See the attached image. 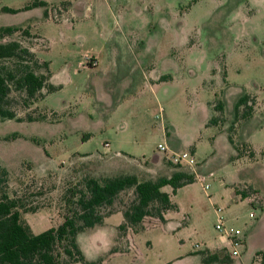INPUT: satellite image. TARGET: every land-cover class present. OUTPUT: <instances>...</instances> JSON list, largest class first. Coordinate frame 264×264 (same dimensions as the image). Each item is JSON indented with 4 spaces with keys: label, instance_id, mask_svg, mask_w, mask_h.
<instances>
[{
    "label": "rangeland",
    "instance_id": "374dc122",
    "mask_svg": "<svg viewBox=\"0 0 264 264\" xmlns=\"http://www.w3.org/2000/svg\"><path fill=\"white\" fill-rule=\"evenodd\" d=\"M33 1L0 0V27L19 28L0 43L19 41L47 62L55 87L24 107L11 93L15 114L0 119L3 191L35 210L21 213L32 233L62 221L61 196L84 177H167L174 170L156 149L161 144L190 152L208 189L194 178L170 195L168 226L131 238L116 230L121 215H111L100 231L76 236L84 259L171 264L223 246L213 228L220 208L243 234L232 260L259 264L253 257L264 253V0H38L46 18L42 8L23 10ZM242 95L251 112L240 107L234 116ZM119 198L128 201L131 193ZM172 264L200 263L191 255Z\"/></svg>",
    "mask_w": 264,
    "mask_h": 264
},
{
    "label": "trees",
    "instance_id": "16d2710c",
    "mask_svg": "<svg viewBox=\"0 0 264 264\" xmlns=\"http://www.w3.org/2000/svg\"><path fill=\"white\" fill-rule=\"evenodd\" d=\"M61 6L69 4L65 2ZM37 7L43 9V17L46 18L48 11L42 1L34 0L23 10ZM1 11L18 12L9 8H2ZM18 32L17 27H0V40ZM23 33L29 37L28 32ZM1 62L7 66L0 64V119H9L15 114L13 105L16 103L11 93H17L24 107L55 89L49 82L48 63L39 61L19 41L0 43ZM40 70L43 72H38ZM247 103L248 96H240L233 105V115H237L240 107L250 114L251 109L246 107ZM26 120L33 119L27 117ZM167 165L174 171L167 177L156 179L138 180L136 176L128 174L101 179L84 177L62 194V204L67 209L62 221L56 227L39 234H33L21 217V213H34L35 210L25 209L18 197L10 198L3 191L8 173L0 166V264H91L79 250L76 236L101 226L108 216L120 213L122 221L116 230L122 233L127 230L134 234L140 232L141 222L147 217L164 223V215L175 210L170 195L194 181L193 175L186 168L177 170L181 166L168 162ZM164 187L170 189V194L162 191ZM125 192L131 193L128 201L119 198ZM193 255L199 257L200 264H232L225 249H203ZM254 258L259 264H264L263 252L255 253Z\"/></svg>",
    "mask_w": 264,
    "mask_h": 264
},
{
    "label": "built area",
    "instance_id": "2783aa9c",
    "mask_svg": "<svg viewBox=\"0 0 264 264\" xmlns=\"http://www.w3.org/2000/svg\"><path fill=\"white\" fill-rule=\"evenodd\" d=\"M105 148L108 147L107 143H104L103 145ZM156 149L158 152L162 153V155H165V160L172 164L177 165L186 168L190 173H193L195 175V159L193 155L190 152H180L175 153L173 151L168 150L165 146L158 144L156 146ZM202 185L201 188L205 192L208 189V185L203 183V177H198L195 175V177ZM252 197L250 199L253 200ZM222 209L216 208L215 214H216V221L214 224V230L218 234L219 238L224 240L227 243V248H225L228 256L231 259H235L239 256L238 249L243 246V234L239 229L233 228L232 226L228 225L224 219V217L221 215ZM253 214L249 213L248 218H252Z\"/></svg>",
    "mask_w": 264,
    "mask_h": 264
},
{
    "label": "crops",
    "instance_id": "0c3cea01",
    "mask_svg": "<svg viewBox=\"0 0 264 264\" xmlns=\"http://www.w3.org/2000/svg\"><path fill=\"white\" fill-rule=\"evenodd\" d=\"M193 153V152H192ZM148 164H150L149 162H148ZM149 167H145V170L146 171H149ZM204 179V178H203ZM202 189V188H201ZM233 193H234V196L235 197H238L239 195H236L235 194V192H234V190H233ZM170 200H171V197H170ZM244 200V199H243ZM170 212V211H169ZM222 212H223V210L221 211V215H222ZM168 213V212H167ZM166 213V214H167ZM114 214H120V213H114ZM114 214H112V215H114ZM164 215V220H165V222L164 223H160L159 221H157L156 219H154V218H149V217H147V218H144L143 220H142V222H141V225H142V231H146V230H148L149 229V227L151 226L152 228L153 227H163V226H168V223H169V219H167L166 218V216L167 215ZM111 216V215H110ZM110 216H108V217H110ZM223 216V215H222ZM107 217V218H108ZM224 217V216H223ZM107 218H105V219H107ZM105 219H104V221H105ZM224 219H225V221H226V223L229 225V221H228V219L227 218H225L224 217ZM150 221V225H145L144 223H145V221ZM104 221H103V223H102V225L101 226H99V227H96V228H94V229H92V231H94V232H96V231H100V229L103 227V225H104ZM121 221H122V218H121ZM30 229H31V227H30ZM32 231V230H31ZM133 233H131V231L130 230H127L126 232H125V236H127L128 238H131V235H132ZM134 235V234H133ZM221 242H224L225 243V245H223V246H221V245H215V246H212V247H205L204 249H207V250H209V251H215V250H218V249H225V248H227V243L224 241V240H222L221 238L219 239ZM194 249L195 250H197L198 249V246H195L194 247ZM203 250V249H202ZM200 251V250H199ZM194 252H196V251H193V252H191V253H189V254H187V255H185V257H191V255H193V253ZM255 255V254H254ZM185 257H177L176 259H174L173 261H176V260H180L181 258L182 259H184ZM198 257V256H197ZM199 258V257H198ZM253 259L256 261V262H258L254 257H253ZM173 261H172V263H173ZM171 263V264H172ZM199 263H200V259H199ZM232 264H241L240 262H238V261H235V260H232Z\"/></svg>",
    "mask_w": 264,
    "mask_h": 264
}]
</instances>
